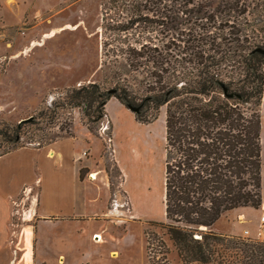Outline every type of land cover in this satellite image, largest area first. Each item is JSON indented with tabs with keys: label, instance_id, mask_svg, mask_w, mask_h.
Instances as JSON below:
<instances>
[{
	"label": "trees",
	"instance_id": "obj_1",
	"mask_svg": "<svg viewBox=\"0 0 264 264\" xmlns=\"http://www.w3.org/2000/svg\"><path fill=\"white\" fill-rule=\"evenodd\" d=\"M144 2L125 0L123 5L128 6L122 9L161 14L167 20L162 24L173 30L183 21L189 27L186 39H179L170 52L140 39L136 31L130 34L133 42L125 40L126 44L106 51L124 56L133 71L146 73L151 81L145 83L143 96L128 91L127 85L104 90L92 83L67 89L64 102L55 106L81 108L82 124L90 132L92 124L104 123V106L110 99L126 108L138 107L134 116L140 123L153 122L165 106V222L157 225L179 261L264 264V242L212 230L233 209L261 206L259 108L264 55L254 50L264 49V38L255 33L264 34L263 17H256L264 0H180L175 6L162 0ZM107 45L103 42L104 49ZM48 110L44 107L36 118ZM23 125L19 123L13 132ZM105 137L110 138V131ZM18 139L4 152L22 147L17 146ZM158 244L164 243L158 240Z\"/></svg>",
	"mask_w": 264,
	"mask_h": 264
},
{
	"label": "rangeland",
	"instance_id": "obj_2",
	"mask_svg": "<svg viewBox=\"0 0 264 264\" xmlns=\"http://www.w3.org/2000/svg\"><path fill=\"white\" fill-rule=\"evenodd\" d=\"M137 1L145 4L144 0ZM177 1L180 0H162L173 6ZM124 2L125 0H0V153L11 149L10 143L15 142L16 137L19 138L17 146H28L43 145L68 134L72 135L77 114L82 123V109L55 106L64 102L65 92L69 88L96 83L100 88L110 90L127 85L128 91L143 96L145 83L151 81L146 73L141 69L133 71L128 67L124 56L118 54L114 57L106 51L126 44L125 40L133 42L130 34L140 32V39L149 40L156 46H166L170 52L169 48L177 44L179 39H186L184 34L188 32L189 25L183 21L176 27L178 30H173L170 24H162L167 22L165 16L141 8L138 12L127 11L122 9L124 5L128 6L123 5ZM147 5L150 6L149 3ZM256 17L259 20L263 17L264 20V9L256 12ZM263 26L261 24L258 28ZM125 29H128L127 33L123 31ZM255 33L258 39H261V35L264 38L263 33ZM103 42L109 43L105 49ZM46 106L49 110L36 118ZM29 118V121H25ZM154 121L155 147L150 149L145 144L138 156L139 162L143 164L141 178L144 190L150 199L148 207L154 218L142 223L143 235L138 228L130 225V244L124 245L129 246L128 254L132 257L129 261L122 256V262L118 260L121 264H143L144 256L145 264H181L171 241L157 225L165 222V106L159 109ZM21 122H24L21 130L13 132ZM30 122L33 124H29ZM99 126L100 123L92 124V132L98 133ZM105 145L103 166L107 167L106 173L114 197L119 193L122 178L111 156L107 137ZM134 156L135 154L131 155L132 158ZM246 211L253 214L260 228V218L264 214L261 206L257 210ZM238 212L239 210H235L224 214L212 230L229 235L227 233L232 231V224L241 223L239 218L237 222L233 220ZM236 227V231H239L246 225ZM262 228L264 230V225ZM232 236L239 237L237 234ZM240 237L264 242V235L260 238L255 234ZM158 240L164 243L163 247H160ZM164 250L166 254H162Z\"/></svg>",
	"mask_w": 264,
	"mask_h": 264
},
{
	"label": "crops",
	"instance_id": "obj_3",
	"mask_svg": "<svg viewBox=\"0 0 264 264\" xmlns=\"http://www.w3.org/2000/svg\"><path fill=\"white\" fill-rule=\"evenodd\" d=\"M104 111L111 156L122 178L118 196H112L103 166L106 134L90 132L78 114L72 135L0 153V264H121L122 256L130 261L124 245L130 244V225L143 235L142 223L154 218L138 156L145 144L155 147V121L138 122L115 99L107 101ZM259 112L263 208L264 83ZM247 209L257 210L227 212L239 210L233 220L241 219L229 236L257 235L258 221ZM241 224L246 227L236 231Z\"/></svg>",
	"mask_w": 264,
	"mask_h": 264
},
{
	"label": "built area",
	"instance_id": "obj_4",
	"mask_svg": "<svg viewBox=\"0 0 264 264\" xmlns=\"http://www.w3.org/2000/svg\"><path fill=\"white\" fill-rule=\"evenodd\" d=\"M99 132L107 134L109 132V126L108 123L105 122L103 124H101L100 128H99ZM108 141H110V138H108ZM91 176V175H90ZM91 178H93L91 176ZM263 209V208H262ZM264 210V209H263ZM263 225H264V214L262 215V217L260 218V228H258V233H257V237L260 238V236L264 235V230H263ZM244 234L246 235L247 232L245 231Z\"/></svg>",
	"mask_w": 264,
	"mask_h": 264
},
{
	"label": "water",
	"instance_id": "obj_5",
	"mask_svg": "<svg viewBox=\"0 0 264 264\" xmlns=\"http://www.w3.org/2000/svg\"><path fill=\"white\" fill-rule=\"evenodd\" d=\"M255 52H258V53H260V54H262V55H264V49H255L254 50ZM128 108V110H130L132 113H137L138 111H139V108L138 107H132V106H129V107H127ZM30 120V118L29 119H27V120H25V121H29Z\"/></svg>",
	"mask_w": 264,
	"mask_h": 264
},
{
	"label": "bare ground",
	"instance_id": "obj_6",
	"mask_svg": "<svg viewBox=\"0 0 264 264\" xmlns=\"http://www.w3.org/2000/svg\"><path fill=\"white\" fill-rule=\"evenodd\" d=\"M263 209H264V207H263Z\"/></svg>",
	"mask_w": 264,
	"mask_h": 264
}]
</instances>
